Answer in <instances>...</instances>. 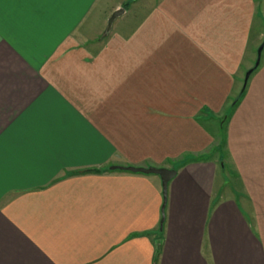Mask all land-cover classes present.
<instances>
[{"label": "crops", "instance_id": "crops-1", "mask_svg": "<svg viewBox=\"0 0 264 264\" xmlns=\"http://www.w3.org/2000/svg\"><path fill=\"white\" fill-rule=\"evenodd\" d=\"M119 1L0 0V264H264V0Z\"/></svg>", "mask_w": 264, "mask_h": 264}, {"label": "water", "instance_id": "water-1", "mask_svg": "<svg viewBox=\"0 0 264 264\" xmlns=\"http://www.w3.org/2000/svg\"><path fill=\"white\" fill-rule=\"evenodd\" d=\"M126 10L124 8L118 9L112 13L110 18L108 19L107 23V34L112 30L113 23L115 20L122 16ZM264 49V42L260 46L258 50V61L256 62L255 67H258L260 65V57ZM252 70V69H251ZM248 71L245 77V84H247L248 79L250 78L252 71ZM112 170H123L135 174H145V175H157L160 177L161 182H162V191H163V206H162V220H161V226L164 224L166 215H165V209L167 205V200H168V188H169V183L176 177L177 171L174 169H168V168H159V167H122V166H114L112 167Z\"/></svg>", "mask_w": 264, "mask_h": 264}, {"label": "rangeland", "instance_id": "rangeland-1", "mask_svg": "<svg viewBox=\"0 0 264 264\" xmlns=\"http://www.w3.org/2000/svg\"><path fill=\"white\" fill-rule=\"evenodd\" d=\"M125 4L127 5L126 8L124 7ZM137 5L138 4H137V1L136 0H120L119 3H118V5H117L118 8L116 10L121 9V8H124L126 10V12L122 16L118 17L115 20V22L118 21V23H119V21L124 20L126 22L128 21L127 22V27H133V26H135L136 20H137V14H138V12H140V8ZM151 6H152V3H150V4H144V6H141V12H142V8L145 7V9L147 10ZM108 19H107V22H106V24L104 26V31L102 32V35L100 37H98V40H101L107 34L106 31H107ZM114 23H113L112 30L114 29V27L117 26L116 25L117 23L115 25H114ZM112 30L109 32V34L112 32ZM98 42H100V41H98ZM260 46H259V48H260ZM259 48L256 51V57H257V59H256L254 65H256V62L258 61V50H259ZM263 61H264V50H263V52L261 54V57H260V62H263ZM223 135H224V133L222 132L221 133V136H220L222 142L224 141V136ZM218 152H219L218 155H221L222 159H224L225 158L224 155L226 156V151H225V148H224V145L223 144H221V146L218 147Z\"/></svg>", "mask_w": 264, "mask_h": 264}, {"label": "trees", "instance_id": "trees-1", "mask_svg": "<svg viewBox=\"0 0 264 264\" xmlns=\"http://www.w3.org/2000/svg\"><path fill=\"white\" fill-rule=\"evenodd\" d=\"M124 7H127V5H125ZM257 68L258 67H255V68H253L251 71H252V74H253V72H255L256 70H257ZM245 90V89H244ZM244 90L242 91V93L240 94V96L237 98V99H235L234 101H233V104H232V110L233 109H235V107L237 106V104H238V102H239V100L241 99V97H242V95H243V93H244ZM188 160H186V162H187Z\"/></svg>", "mask_w": 264, "mask_h": 264}]
</instances>
